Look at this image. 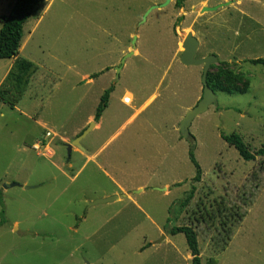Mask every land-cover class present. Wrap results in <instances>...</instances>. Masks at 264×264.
Here are the masks:
<instances>
[{"label": "rangeland", "instance_id": "obj_1", "mask_svg": "<svg viewBox=\"0 0 264 264\" xmlns=\"http://www.w3.org/2000/svg\"><path fill=\"white\" fill-rule=\"evenodd\" d=\"M13 1L0 0V19ZM164 1L44 0L23 26L17 58L36 68L24 93L7 81L15 59L0 60V264H191L184 236L170 234L181 226L195 231L201 264H264V158L244 162L221 138L264 146V66L248 63L264 58V0L171 1L141 23ZM187 33L197 59L217 57L209 72L243 91H217L192 122L196 184L178 132L202 96V67L179 62Z\"/></svg>", "mask_w": 264, "mask_h": 264}, {"label": "trees", "instance_id": "obj_2", "mask_svg": "<svg viewBox=\"0 0 264 264\" xmlns=\"http://www.w3.org/2000/svg\"><path fill=\"white\" fill-rule=\"evenodd\" d=\"M44 0H14L8 13L1 17L0 21V60L15 59L12 68L7 75V81L10 82L13 89L22 94L28 87L29 81L34 74L36 68L33 63L17 58L19 54L21 40L23 38V26L32 17L37 7ZM186 0H174V8L180 10L183 8ZM181 22V18H178L174 23L176 28ZM253 66H264V58L248 61ZM100 74H95L91 79L97 78ZM219 78L224 79L226 85L222 86L218 81ZM233 79L230 73L218 72L216 75H212L208 72L207 84L216 94L217 91L221 92H238L243 91L232 88L230 86ZM113 87H109L103 92L99 99V103L95 110L94 122H98L103 112L106 110L109 102ZM222 140L229 146L236 150L238 156L244 162L254 161L256 158H264V146L259 150L252 152L247 145L244 144L241 137L235 133L229 135H221ZM189 161L195 169V175L192 179V184L199 183L201 181V168L197 163L194 156V147H189ZM195 187L192 185L185 202H190L193 198ZM0 203H2L0 196ZM171 235L182 234L185 238L186 246L191 257V264H201L200 253L197 243V235L191 227L181 226L175 227L170 230Z\"/></svg>", "mask_w": 264, "mask_h": 264}, {"label": "water", "instance_id": "obj_3", "mask_svg": "<svg viewBox=\"0 0 264 264\" xmlns=\"http://www.w3.org/2000/svg\"><path fill=\"white\" fill-rule=\"evenodd\" d=\"M172 0H165L162 4L155 5L147 9L145 13L143 14L142 21H146V18L155 10H161L166 8ZM233 2H226L220 5H217L212 8H202L200 10V13H212L216 12L218 9L227 7L231 5ZM135 41L136 37H133L132 42H131V47L132 50L127 53L122 60L120 61L119 67L114 68L116 72V79L119 78V72L121 71L125 61L130 58L134 54V49H135ZM199 43L197 39L192 35V33H187L184 37V40L181 44L182 52L179 57V62L186 66V67H202V76H201V85H202V96L199 102L194 106L190 111H188L181 122L178 125V132L179 136L188 143V145L191 147L195 144V140L190 134V127L192 122L194 121L195 118H197L199 115L205 113L209 107L212 105L217 107V95L212 91V89L208 86L207 84V75L209 70L211 69V66L214 64L218 63V59L215 55H209L204 59H197L196 58V53L198 49ZM95 126V122H91L89 127L85 129L78 137H76L70 145H67V161L70 158L71 155V150L73 146H79L81 140H83L87 134L93 129ZM18 185L15 183L12 184H6L3 186V189H11L13 187H17ZM25 189H29L28 187H25ZM118 197L117 196H111L105 199H99L94 201L93 203L90 204V206H96V205H102V204H109L112 203L113 201H117Z\"/></svg>", "mask_w": 264, "mask_h": 264}, {"label": "crops", "instance_id": "obj_4", "mask_svg": "<svg viewBox=\"0 0 264 264\" xmlns=\"http://www.w3.org/2000/svg\"><path fill=\"white\" fill-rule=\"evenodd\" d=\"M172 1H174V0H172ZM122 70V69H121ZM94 119V118H93ZM100 120V119H99ZM93 122V121H92ZM96 124V123H95ZM112 196H114V195H112ZM115 196H117V195H115ZM111 197V196H110ZM118 197V196H117ZM106 198H108V197H106ZM118 200H119V197H118Z\"/></svg>", "mask_w": 264, "mask_h": 264}]
</instances>
